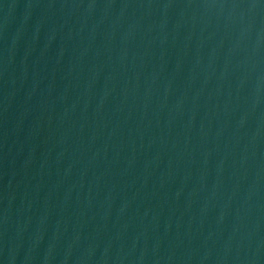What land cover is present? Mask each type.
I'll return each mask as SVG.
<instances>
[{
  "label": "water",
  "instance_id": "95a60500",
  "mask_svg": "<svg viewBox=\"0 0 264 264\" xmlns=\"http://www.w3.org/2000/svg\"><path fill=\"white\" fill-rule=\"evenodd\" d=\"M0 264H264V0H0Z\"/></svg>",
  "mask_w": 264,
  "mask_h": 264
}]
</instances>
